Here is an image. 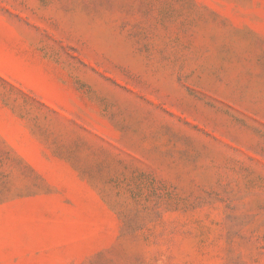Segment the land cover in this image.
<instances>
[{
  "label": "rangeland",
  "instance_id": "1",
  "mask_svg": "<svg viewBox=\"0 0 264 264\" xmlns=\"http://www.w3.org/2000/svg\"><path fill=\"white\" fill-rule=\"evenodd\" d=\"M0 264H264V0H0Z\"/></svg>",
  "mask_w": 264,
  "mask_h": 264
}]
</instances>
